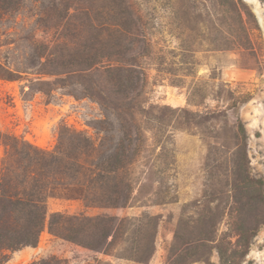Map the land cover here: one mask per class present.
<instances>
[{"label": "rangeland", "instance_id": "374dc122", "mask_svg": "<svg viewBox=\"0 0 264 264\" xmlns=\"http://www.w3.org/2000/svg\"><path fill=\"white\" fill-rule=\"evenodd\" d=\"M36 1L27 0L18 14L0 25V62L28 71L17 80H0V131L52 149L61 125L97 139L96 129L108 119L107 138L118 140L122 131L118 124L111 126L116 122L114 114L85 96L80 87L37 89V79L53 80L54 76L36 74L38 66L27 69L31 44L35 40L52 43L60 30L37 22ZM243 1L259 26L255 27L252 16H245L248 32L237 29L235 17L226 24L225 12L232 4L224 1L129 0L153 41L148 57H141L133 95L152 115L163 114L168 128L163 133L160 130L166 127L160 128L149 115L137 116L144 143L132 169L139 181L126 207L88 208L78 186H58L47 199L48 219L54 212L108 214L132 219L127 223L137 230L143 213L156 215L159 223L152 257L139 262L121 257L120 247L109 253L93 250L54 236L46 227L36 245L8 252L5 264H32L50 257L63 264H175L179 250L174 247V233L180 221L196 220L208 206L217 204L227 211L231 205L227 181L235 159L238 119L248 133L251 171L264 178V26L253 4ZM258 1L264 12V0ZM164 144L167 151L161 153ZM3 153L0 142V157ZM144 183L149 184L142 187ZM228 221V216L219 220L217 239L228 232ZM147 233L149 228H145L144 245L149 242ZM219 263L214 249L210 264ZM243 264H264V226Z\"/></svg>", "mask_w": 264, "mask_h": 264}, {"label": "trees", "instance_id": "16d2710c", "mask_svg": "<svg viewBox=\"0 0 264 264\" xmlns=\"http://www.w3.org/2000/svg\"><path fill=\"white\" fill-rule=\"evenodd\" d=\"M26 1L0 0V25L18 14ZM216 1L232 4L225 12L226 24L235 17L237 29L248 32L245 16H252L259 28L254 13L243 0ZM131 6L129 0L36 1L37 22L60 30L58 39L52 43L35 40L31 44L27 69L38 66L36 74L54 76L53 80L37 79V89L80 87L85 96L114 114L117 123L114 121L111 126L120 125L122 135L118 140L114 136L107 138L108 131L111 132L106 126L108 119L103 121L106 125L96 129L97 139L85 131L61 125L56 145L48 149L0 131L4 147L0 157V264H5L8 252L36 245L46 227L54 236L93 250L109 253L120 247L121 257L139 262L152 257L159 223L156 215L143 213L141 225H137L140 228L135 230L137 227L130 228L127 222L132 219L127 217L54 212L48 219L47 209L49 194L58 186H78L88 208L129 205L139 181L132 169L142 151L139 146L144 143L137 116L149 115V120L160 128L166 127L160 130L163 133L168 128L163 114L152 115L133 95L142 70L141 57H148L153 41L148 38L146 24ZM22 72L28 71H18L0 62V80L20 79ZM235 130V159L227 181L231 205L227 211L217 204L208 206L196 220L180 221L174 233V247L179 250L175 264L194 261L210 264L214 249L219 264H243L264 226V178L251 171L248 133L241 119ZM161 150L167 151L165 144ZM210 174L213 175L211 169ZM226 216L228 232L217 239L219 220ZM145 228L150 229L146 245ZM32 264L63 263L50 257Z\"/></svg>", "mask_w": 264, "mask_h": 264}, {"label": "bare ground", "instance_id": "6f19581e", "mask_svg": "<svg viewBox=\"0 0 264 264\" xmlns=\"http://www.w3.org/2000/svg\"><path fill=\"white\" fill-rule=\"evenodd\" d=\"M249 2L251 4H253L254 10L257 13L258 17H259L260 23L264 26V12H263L262 8L259 5V1L258 0H249ZM250 107H253L252 106V102H251V106Z\"/></svg>", "mask_w": 264, "mask_h": 264}]
</instances>
